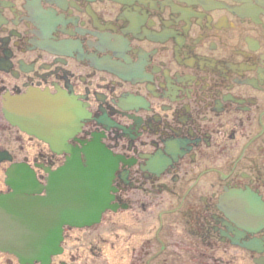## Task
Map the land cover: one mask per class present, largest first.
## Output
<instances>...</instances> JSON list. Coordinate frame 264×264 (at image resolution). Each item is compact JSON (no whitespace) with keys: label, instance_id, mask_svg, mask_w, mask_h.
I'll list each match as a JSON object with an SVG mask.
<instances>
[{"label":"flooded vegetation","instance_id":"1","mask_svg":"<svg viewBox=\"0 0 264 264\" xmlns=\"http://www.w3.org/2000/svg\"><path fill=\"white\" fill-rule=\"evenodd\" d=\"M84 147L114 168L97 264H264V0H0V194Z\"/></svg>","mask_w":264,"mask_h":264},{"label":"water","instance_id":"2","mask_svg":"<svg viewBox=\"0 0 264 264\" xmlns=\"http://www.w3.org/2000/svg\"><path fill=\"white\" fill-rule=\"evenodd\" d=\"M66 104L64 100L63 107ZM68 116L63 108V119ZM62 146L66 147L64 140ZM66 151L70 157L49 172L46 186H40L32 172H25L23 178L5 180L12 191L0 194V252L13 255L18 264H49L51 256L62 252L59 245L64 227L97 224L106 208L114 170L105 166L107 153L84 147L80 150L85 159L82 164L76 151ZM42 191L44 196H40Z\"/></svg>","mask_w":264,"mask_h":264},{"label":"rangeland","instance_id":"3","mask_svg":"<svg viewBox=\"0 0 264 264\" xmlns=\"http://www.w3.org/2000/svg\"><path fill=\"white\" fill-rule=\"evenodd\" d=\"M97 246H100L101 255L98 257L93 251L90 249L92 246V241L89 238V231L88 229L82 230H73L71 234L65 239L64 243L62 244L63 253L61 256L56 257V260H62L65 264H97L99 261L103 259L109 262H117V258L112 256V253L108 252L106 247L101 246L99 242H95ZM109 253V254H108ZM127 255V253H126ZM166 259H160L164 258ZM157 261L153 262L152 264H225V262H218V260H214L213 258H207L205 262L201 263L200 258L197 257H188V255H183L182 257H175V256H167L164 254L161 256ZM8 260L12 261V264H16L10 257L7 255L0 254V264H10ZM128 260V257H124L121 259L120 264H125ZM229 262V261H228ZM247 262L238 259L234 261L232 264H245ZM228 264H231L229 262ZM247 264H250L249 262Z\"/></svg>","mask_w":264,"mask_h":264}]
</instances>
